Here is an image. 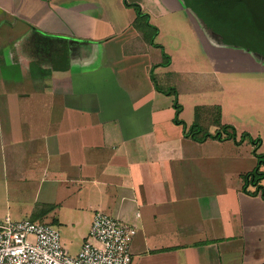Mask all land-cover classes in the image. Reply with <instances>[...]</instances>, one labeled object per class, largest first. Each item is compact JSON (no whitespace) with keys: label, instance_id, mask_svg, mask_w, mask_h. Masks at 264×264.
Returning a JSON list of instances; mask_svg holds the SVG:
<instances>
[{"label":"crops","instance_id":"crops-1","mask_svg":"<svg viewBox=\"0 0 264 264\" xmlns=\"http://www.w3.org/2000/svg\"><path fill=\"white\" fill-rule=\"evenodd\" d=\"M188 2L0 0V220L53 224L76 255L101 211L138 228L132 264H264V195L243 189L253 144L194 141L174 106L187 129L230 125L263 154L264 60Z\"/></svg>","mask_w":264,"mask_h":264},{"label":"built area","instance_id":"built-area-1","mask_svg":"<svg viewBox=\"0 0 264 264\" xmlns=\"http://www.w3.org/2000/svg\"><path fill=\"white\" fill-rule=\"evenodd\" d=\"M137 234L136 226L99 211L80 252L72 255L53 224L6 217L0 220V264H132Z\"/></svg>","mask_w":264,"mask_h":264},{"label":"rangeland","instance_id":"rangeland-1","mask_svg":"<svg viewBox=\"0 0 264 264\" xmlns=\"http://www.w3.org/2000/svg\"><path fill=\"white\" fill-rule=\"evenodd\" d=\"M189 7L195 13H200L202 20L207 27L219 35L220 40L227 46L234 48L242 47L249 51L259 60H264V31L257 29V20L251 13L257 15V5H251L250 1L243 2V7L230 9L238 0H188ZM257 3V0H253ZM238 4H236L237 6ZM260 12V11H258ZM264 28V23H259ZM186 28V27H185ZM260 31V32H259ZM154 33V30L153 32ZM150 33H148L149 35ZM151 35V34H150ZM194 48V44L191 43ZM237 50V49H236ZM242 56V55H241ZM250 58V57H249ZM170 90L169 87L164 88ZM173 90V89H172ZM176 92V91H175ZM200 136L208 132L205 127H201ZM48 206H44L46 208Z\"/></svg>","mask_w":264,"mask_h":264},{"label":"trees","instance_id":"trees-1","mask_svg":"<svg viewBox=\"0 0 264 264\" xmlns=\"http://www.w3.org/2000/svg\"><path fill=\"white\" fill-rule=\"evenodd\" d=\"M246 0H238V3L236 2L232 8L230 9H234L235 7H243L242 5L243 2H245ZM251 5H257V15L254 14V11L252 8L251 9V13L255 16L253 17V19H255V21L257 20V24L256 27L259 30H262V32L264 31V28L262 26L259 25V23H264V0H257V3L254 2L253 0L250 1ZM236 4H238L236 6ZM125 5L127 7L133 8L136 13H137V21H136V26L141 29L145 36L148 38L149 42L158 47L154 41H155V37L158 34V30L156 27L152 26L149 22V15L144 13L142 11V8L140 5L138 4H129L127 1H125ZM252 5V6H253ZM241 6V7H240ZM154 30V33H152ZM260 32V31H259ZM148 33H150L148 35ZM264 33V32H263ZM171 59L168 55L164 54V62L162 64V66L167 67L168 65H170ZM153 77V81L155 84L156 89L161 92L164 93L167 96H176V92L175 90H163L162 88H160V86L158 85L155 76ZM175 109H176V119H175V124L176 125H181L184 127L185 129V135L189 138H191L194 141H197L199 143H203L208 139H215V140H219V141H233L236 145H241L242 143L248 141L251 144H253L254 146V155L256 156L257 160H258V165L255 168L254 171L248 173L247 175L244 176V191L248 194H259L262 193L264 195V186L262 185V182L264 181V153L263 154H258V150L261 147L262 141L260 139H254L252 138V136L248 133H243L241 135V137L238 140V134H237V130L230 126V125H226L223 126L222 128H220V130H218L215 134H210L209 132L205 133L203 136H200L199 134L201 133V126L196 124L191 126L189 129H187V126L184 122H182L179 119V115L182 112V106L179 105L177 98L175 100L174 103ZM250 188H254L255 192H250L249 189Z\"/></svg>","mask_w":264,"mask_h":264}]
</instances>
